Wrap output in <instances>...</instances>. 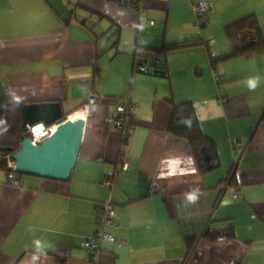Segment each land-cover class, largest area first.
<instances>
[{
	"label": "crops",
	"instance_id": "0c3cea01",
	"mask_svg": "<svg viewBox=\"0 0 264 264\" xmlns=\"http://www.w3.org/2000/svg\"><path fill=\"white\" fill-rule=\"evenodd\" d=\"M198 1L220 30L208 41ZM232 1L146 0L139 15L106 0H0V147L20 146L23 103L59 101L86 120L69 179L0 171V264H264V52L212 63L232 51L231 22L254 13L264 34V0ZM192 38L202 43L156 63L165 74L136 67L139 44ZM169 100L192 103L215 168L202 171L170 130ZM126 101L136 110L124 141L108 118ZM106 201L114 225L100 221ZM103 227L115 239L92 261L84 243Z\"/></svg>",
	"mask_w": 264,
	"mask_h": 264
},
{
	"label": "trees",
	"instance_id": "16d2710c",
	"mask_svg": "<svg viewBox=\"0 0 264 264\" xmlns=\"http://www.w3.org/2000/svg\"><path fill=\"white\" fill-rule=\"evenodd\" d=\"M225 32L228 40L232 45V51L231 53L223 57L212 56L213 66L218 65L220 61L228 58L238 56H251L264 52V34L260 29L258 19L254 13H250L238 20H235L234 22H231L225 27ZM199 40L200 39L192 38L188 40L178 39L172 41H164L160 45L139 44L137 46V52L135 53L138 56L136 67L139 69L140 66H146L148 73L165 74V71H159L156 69V63L158 61H165L166 55L173 50L187 48L202 43ZM93 66L95 74H99L100 69L98 68V66L96 67V64ZM169 101L171 102L173 108V117L169 127L170 130L176 135L185 137L193 145L198 158H200L201 163V150L202 148L207 149V153L211 156V161L207 165L202 164V171H209L215 168L218 164V161L213 158V154L211 153L210 149L213 141L203 132L202 128L200 127L198 119L193 113V109L191 106L192 103L176 102L171 100ZM24 104L26 103H23L22 106ZM182 113L189 115V117L187 119H182ZM69 114L70 113L64 111V118H66ZM3 129L4 124L0 125V131H2ZM18 148L19 147H0V171H5L9 178H13V180H16L17 178V180H20L24 175H26L24 173L16 171L14 169V166H11V162L13 161L12 154L16 150H18ZM231 181L233 183V179ZM101 206L99 207V209L101 208ZM228 229H231V227ZM207 234L209 237L218 238L222 235V230H209ZM230 235H232V230Z\"/></svg>",
	"mask_w": 264,
	"mask_h": 264
},
{
	"label": "water",
	"instance_id": "95a60500",
	"mask_svg": "<svg viewBox=\"0 0 264 264\" xmlns=\"http://www.w3.org/2000/svg\"><path fill=\"white\" fill-rule=\"evenodd\" d=\"M59 101L30 102L23 105L22 131L24 133L18 150L12 154L14 169L24 174L67 180L77 166L83 142L86 120L83 116H63ZM189 115L182 113L181 118ZM44 123L56 125L54 131L40 142L28 133L29 127ZM203 162L207 165L210 156L202 148Z\"/></svg>",
	"mask_w": 264,
	"mask_h": 264
},
{
	"label": "built area",
	"instance_id": "2783aa9c",
	"mask_svg": "<svg viewBox=\"0 0 264 264\" xmlns=\"http://www.w3.org/2000/svg\"><path fill=\"white\" fill-rule=\"evenodd\" d=\"M108 2L117 4L118 6L122 8H127L131 9L132 11L137 12L138 14H142L143 11H145V0H106ZM212 8L211 4L205 2V1H198L193 3V9L196 14L199 16L203 15L204 13L208 12ZM139 70L141 71H147L146 66H140ZM102 98L97 95L93 94L92 97L89 100L90 104H95L98 103ZM136 110V104L130 101L123 102L118 105L117 107V113L108 118V122L112 123L116 126L118 130H120L122 137L124 141L128 139V136L131 132V129L133 127V118ZM40 123L34 124L29 127L28 133L33 137V139L37 142L42 141L51 133L54 131L56 125H45L44 123L43 126L41 127L40 134H38L40 131L36 130L35 127L39 125ZM234 144H237V140L233 141ZM11 166H13L11 162ZM127 167V164L125 165ZM106 184L111 185L112 181L110 177L106 178ZM156 188L152 189V192L155 193ZM100 212V221L103 223V226L106 225H114V213H115V208L114 205L111 203V201H106L103 203L101 208L99 209ZM111 240L113 241L115 238L112 234L104 230V227L101 231H99L97 234H95L93 237H90L86 239L84 246L92 252V261L97 260L98 258V251L100 250V243L102 240ZM231 264H235L232 262Z\"/></svg>",
	"mask_w": 264,
	"mask_h": 264
},
{
	"label": "rangeland",
	"instance_id": "374dc122",
	"mask_svg": "<svg viewBox=\"0 0 264 264\" xmlns=\"http://www.w3.org/2000/svg\"><path fill=\"white\" fill-rule=\"evenodd\" d=\"M190 1H191V3H193V0H190ZM190 1L188 0L189 3H190ZM65 2H66L67 4H69L71 10H74V8H75V6H76V3H77V0H65ZM237 2H238V0H233V1H232L233 4H236ZM261 5H262V4H261ZM259 6H260V4H259ZM258 10H260V15H261V16H264V7L262 8V7L260 6V8H258ZM78 12L81 14L80 17L84 16L80 9H78ZM192 13H193V20L196 21L200 26H202L203 32H204V34H205V35H204L205 37H203V38H206L207 41H208V38L210 37V35H212L213 33H220V30H218V25H217L215 22H214V24H213L212 27H209L208 24H207V25L204 24L205 21H206L207 18H208V17H207V14H208L209 12L204 13V14L202 15V17H201V16H199L198 14H196V13L193 11V7H192ZM87 15H88V13H87L85 16H87ZM172 18H173V14H172V16H171V20H172ZM104 32H105V31H104ZM111 32H112V31H111ZM111 32H110V31H106L105 34H106V35H110ZM198 36H202V35L199 34ZM180 40H182V39H180Z\"/></svg>",
	"mask_w": 264,
	"mask_h": 264
},
{
	"label": "bare ground",
	"instance_id": "6f19581e",
	"mask_svg": "<svg viewBox=\"0 0 264 264\" xmlns=\"http://www.w3.org/2000/svg\"><path fill=\"white\" fill-rule=\"evenodd\" d=\"M74 116H81V115L76 114V115H72L71 117H74ZM42 126H43V124H41V123H40L39 125H37V126L35 127V131H36V130L40 131V129H41ZM41 132H42V131H40V132L38 133V134H40V136L42 135Z\"/></svg>",
	"mask_w": 264,
	"mask_h": 264
}]
</instances>
